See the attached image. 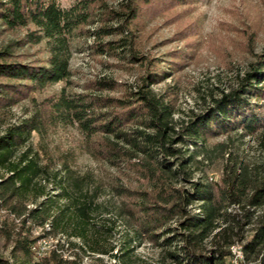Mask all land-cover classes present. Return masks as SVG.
Segmentation results:
<instances>
[{
    "label": "trees",
    "instance_id": "obj_1",
    "mask_svg": "<svg viewBox=\"0 0 264 264\" xmlns=\"http://www.w3.org/2000/svg\"><path fill=\"white\" fill-rule=\"evenodd\" d=\"M137 1H122L117 9L104 0H74L68 7L60 0H0V34L25 30L20 39L0 47V113L17 102L28 87L68 81L72 49L78 39L91 38L90 47L99 55H116L131 63L142 60L133 50L129 29ZM116 22L119 24L114 25ZM28 44L42 45L44 59L36 64L14 59L12 47ZM149 70L136 90L126 92L123 99L62 91L52 103L51 117L75 121L87 145L97 142L95 150L112 165L140 156L150 175L158 176L156 205L139 203L137 211H127V222L160 248L164 261L234 264L232 249L239 245L240 264H264V165L249 166L227 158L218 182L193 180L200 163L196 154L205 151L209 138L238 130L243 136H252L264 130V111H260L264 105V53L236 88L214 97L211 106L194 113L179 130L172 126V103L151 88L162 76ZM113 85L104 77L95 81L99 91L113 89ZM114 106L121 110L97 111L98 107ZM35 117L9 124L0 134V210L20 218L22 228L11 240L10 252L16 262L0 253V264L74 263L55 251L35 257L38 238L64 233L82 239L92 253L115 260L118 255L112 252L113 247L104 248L90 235L98 203L96 190L86 187L87 175L78 176L63 163L56 186L59 193L55 194L64 200L63 205L52 213V200L46 197L34 207H26L44 192L41 189L35 199L28 198L34 179L48 172L28 143L32 131L41 130ZM131 122L136 127H129ZM173 182L187 185L175 187ZM193 204L196 212L191 210ZM33 229H40L38 236L34 237Z\"/></svg>",
    "mask_w": 264,
    "mask_h": 264
},
{
    "label": "rangeland",
    "instance_id": "obj_2",
    "mask_svg": "<svg viewBox=\"0 0 264 264\" xmlns=\"http://www.w3.org/2000/svg\"><path fill=\"white\" fill-rule=\"evenodd\" d=\"M73 1L60 3L68 7ZM104 1L120 9L119 3L125 0ZM135 5L136 16L129 22V29L133 50L142 60L131 63L116 55H99L90 47L91 38L78 39L72 49L68 81L28 87L17 102L0 113V134L7 125L34 115L41 125L40 132L32 131L28 143L39 162L48 166V172L34 179L28 198L35 199L41 189L44 192L26 207H34L46 197L52 200V213L63 205L64 200L55 194L59 193L57 181L66 163L76 175H87L86 187L92 192L96 190L98 205L91 220L95 223L91 237H97L104 248L113 247L112 252L118 255L113 260L107 254L92 253L82 239L64 233L38 238L35 257L55 251L63 260L74 262L71 264H169L162 259L160 248L127 222V211H137L139 203L156 205L158 176L150 175L140 163V156L123 158L112 165L95 150L97 142L87 145L75 121L51 117L52 103L62 91L123 99L126 92L136 90L150 69L162 76L151 88L172 103V126L179 130L194 113H202L211 106L214 97L236 88L264 53V0H138ZM24 33L23 29L1 33L0 47L20 39ZM117 37L120 35L108 39ZM12 51L14 59L31 64L46 55L43 46L36 44L14 45ZM102 77L113 82V89L96 90L95 81ZM100 110L118 113L121 108L98 107L97 111ZM260 111H264V105ZM129 124L136 127L133 122ZM196 155L200 163L193 180L218 182L227 158L249 166L264 165V130L252 136H243L239 130L217 135L209 138L205 151ZM191 210L197 211L195 204ZM20 225V218L0 210V253L12 263L16 259L10 252L11 240L22 230ZM95 230L99 233L95 234ZM39 232L40 229L32 230L34 237Z\"/></svg>",
    "mask_w": 264,
    "mask_h": 264
},
{
    "label": "built area",
    "instance_id": "obj_3",
    "mask_svg": "<svg viewBox=\"0 0 264 264\" xmlns=\"http://www.w3.org/2000/svg\"><path fill=\"white\" fill-rule=\"evenodd\" d=\"M238 247H239V245H238ZM238 247H237V249H232V256L235 257L237 263L240 264L239 261H238V258H237Z\"/></svg>",
    "mask_w": 264,
    "mask_h": 264
},
{
    "label": "bare ground",
    "instance_id": "obj_4",
    "mask_svg": "<svg viewBox=\"0 0 264 264\" xmlns=\"http://www.w3.org/2000/svg\"><path fill=\"white\" fill-rule=\"evenodd\" d=\"M239 253V251L237 250V254ZM239 257V256H238ZM234 264H237L236 260H234Z\"/></svg>",
    "mask_w": 264,
    "mask_h": 264
}]
</instances>
